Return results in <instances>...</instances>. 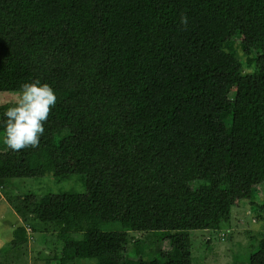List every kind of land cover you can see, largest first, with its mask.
I'll return each mask as SVG.
<instances>
[{
	"label": "trees",
	"instance_id": "16d2710c",
	"mask_svg": "<svg viewBox=\"0 0 264 264\" xmlns=\"http://www.w3.org/2000/svg\"><path fill=\"white\" fill-rule=\"evenodd\" d=\"M34 78L57 104L39 147L0 137V183L81 180L7 198L63 264H194L190 233L227 227L232 198L264 221V0H0V92ZM247 249L264 264V238Z\"/></svg>",
	"mask_w": 264,
	"mask_h": 264
},
{
	"label": "rangeland",
	"instance_id": "374dc122",
	"mask_svg": "<svg viewBox=\"0 0 264 264\" xmlns=\"http://www.w3.org/2000/svg\"><path fill=\"white\" fill-rule=\"evenodd\" d=\"M17 99V93L0 92V107L11 106L16 103ZM63 165L65 168L73 166L72 162L67 160ZM68 192L83 193L84 188L81 180L72 177L55 182L44 177L42 179H15L0 183V264H58V261L59 264L64 263V261L54 258L59 253L56 254L55 250L52 249L53 236L42 234L40 231L35 234L32 233L31 228L26 226L12 207L8 205L7 198L27 195L42 197L48 194ZM231 201L232 217L227 227L225 225L217 233L209 231L190 233L191 254L195 260L194 264H243L244 261L240 259L239 254L246 255L249 252L247 247H258L262 242L264 221L255 216L247 202H240L238 198H232ZM21 227L26 229V235L32 240L28 238V243L21 252L11 251L10 243L14 240L13 232ZM107 230L118 231L119 228L115 225L108 227ZM131 236L135 240L143 239L142 234L133 233ZM165 242H159V245ZM145 244L149 246L151 243ZM163 246L167 248V245L163 244ZM129 248L132 250L131 244ZM136 258L130 256L129 263L136 261ZM80 263L92 264V261Z\"/></svg>",
	"mask_w": 264,
	"mask_h": 264
},
{
	"label": "clouds",
	"instance_id": "9594fccd",
	"mask_svg": "<svg viewBox=\"0 0 264 264\" xmlns=\"http://www.w3.org/2000/svg\"><path fill=\"white\" fill-rule=\"evenodd\" d=\"M181 23L187 25V16H181ZM17 95L16 103L3 113L0 124V137L13 152L39 147L50 112L57 104L55 89L39 78L22 83Z\"/></svg>",
	"mask_w": 264,
	"mask_h": 264
}]
</instances>
